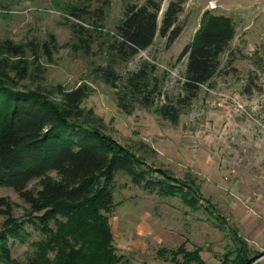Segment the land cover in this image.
I'll use <instances>...</instances> for the list:
<instances>
[{
	"label": "rangeland",
	"instance_id": "obj_1",
	"mask_svg": "<svg viewBox=\"0 0 264 264\" xmlns=\"http://www.w3.org/2000/svg\"><path fill=\"white\" fill-rule=\"evenodd\" d=\"M106 1L0 0V39L47 44L52 35L59 47L51 58L40 54L38 62L27 53L31 73L25 80L16 79L12 89L86 85L89 93L81 107L92 110L93 126L141 158L153 179L176 188L161 196L118 173L112 183V209L95 215L102 222L86 216L68 223L61 216L43 230L28 224L24 243L9 241L13 264H29L43 254L57 264H79L73 263L72 253L80 239L92 243L80 263L98 264L96 249L107 237L108 255L117 264H196L194 253L205 264H236L239 252L249 264H264V0H184L178 19L182 32L169 48L157 35L149 48L115 66L122 77L153 67L148 78L158 79L164 96L157 103L165 97L176 101L184 94L186 60L179 55L201 27L204 13L229 17L234 33L220 57V71L187 106L177 108L176 122L159 117L154 107L135 104L130 112L117 107L115 90L93 74L107 65L98 37L89 56L72 48V5L91 11L79 22L85 27L94 21V9L107 7L103 29L111 33L126 6H141L146 0H109L107 6ZM159 1L158 25L173 0ZM36 62L44 68L40 76H34ZM37 183L28 188L37 189ZM0 198L9 200L13 220L30 218L28 206L12 189L0 187ZM89 211L95 214L94 206ZM5 218L0 215V231Z\"/></svg>",
	"mask_w": 264,
	"mask_h": 264
},
{
	"label": "trees",
	"instance_id": "obj_2",
	"mask_svg": "<svg viewBox=\"0 0 264 264\" xmlns=\"http://www.w3.org/2000/svg\"><path fill=\"white\" fill-rule=\"evenodd\" d=\"M108 2H105L106 6ZM183 5L184 0L169 2L160 25L161 1L146 0L141 6L128 5L122 20L111 33L103 29L107 7L94 9V21L88 23V27L79 22H85L91 11L74 5L69 8V16L75 20L72 33L76 43L72 48L89 56L93 45L98 44L96 37L100 39L98 46L106 55L107 65L98 66L93 74L115 90L117 107L122 111L130 112L135 104H140L144 108L154 107L159 117L176 122L180 115L177 108L187 106L200 87L220 71V57L231 41L234 24L229 17L205 12L192 42L179 55L180 60H186L182 97L176 101L165 97L163 103H157L164 96L158 79L148 78L153 67L143 66L125 77L116 73V65L128 62L149 48L157 35L166 40L167 48L174 43L182 32L178 19ZM49 39L47 44L0 39V187L12 189L28 206L30 216L27 221L13 220L9 200L0 198V215L6 217L0 231L2 264H13L9 241L24 243L30 235L25 229L28 224L43 230L61 216L67 218L68 223L86 216H91L96 224L102 222V218L95 215L98 210L112 209V183L118 173L127 176L133 185L150 192L155 190L161 196L172 194L176 188L161 178L153 179L152 170L141 158L105 138L93 126L92 110L81 107L89 93L86 85L81 83L66 89L58 84L43 91L38 88L24 92L12 89L16 79L25 80L31 73L27 53L38 62L40 54L51 58L58 51L55 37L51 35ZM37 62L34 76L44 73L43 66ZM35 180L38 181L37 189L28 188ZM92 206L95 214L89 211ZM80 240L82 244L78 251L72 253L73 263L81 264L92 245L88 239ZM109 249L107 237L96 249L98 264H117L114 256L108 255ZM194 254L197 255L196 264H205L198 253ZM238 258L236 264L250 262L240 252ZM29 264L57 262L48 261L43 254L31 259Z\"/></svg>",
	"mask_w": 264,
	"mask_h": 264
},
{
	"label": "built area",
	"instance_id": "obj_3",
	"mask_svg": "<svg viewBox=\"0 0 264 264\" xmlns=\"http://www.w3.org/2000/svg\"><path fill=\"white\" fill-rule=\"evenodd\" d=\"M211 6H213V4H212ZM212 8H214V7H211V9H212Z\"/></svg>",
	"mask_w": 264,
	"mask_h": 264
}]
</instances>
